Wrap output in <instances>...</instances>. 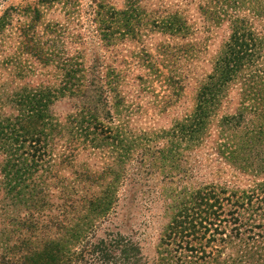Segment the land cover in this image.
Segmentation results:
<instances>
[{
    "label": "rangeland",
    "instance_id": "374dc122",
    "mask_svg": "<svg viewBox=\"0 0 264 264\" xmlns=\"http://www.w3.org/2000/svg\"><path fill=\"white\" fill-rule=\"evenodd\" d=\"M0 19V120L22 117L40 89L94 77L101 89L98 129L77 130L69 152L73 136L58 139L54 158L73 160L28 184L78 188L77 173H108L115 202L92 231L130 238L148 264H264V190L251 192L264 161L242 145L264 123V0H0ZM67 94L48 112L62 123L87 101ZM190 117H206L202 135L177 132ZM4 145L0 135L1 164Z\"/></svg>",
    "mask_w": 264,
    "mask_h": 264
},
{
    "label": "trees",
    "instance_id": "16d2710c",
    "mask_svg": "<svg viewBox=\"0 0 264 264\" xmlns=\"http://www.w3.org/2000/svg\"><path fill=\"white\" fill-rule=\"evenodd\" d=\"M176 22L179 23L176 25L179 28L184 26V23ZM5 26L6 23L0 19V34ZM238 43L235 44L236 47L242 48ZM245 48L246 46L243 49ZM240 53L234 62L239 60ZM70 78L68 74V79ZM97 83L98 79L94 77L89 88L83 85L72 90L40 89L38 94L23 105L25 113L22 117L0 120V135L5 139L3 150L7 151L6 161L0 163L4 190L2 201L11 203L9 206L0 203V264H148L139 244L130 238L120 234L98 237L92 231L95 220L107 218L115 202L116 181L108 183L105 178L108 173H77V179L82 185L78 188L60 182L61 177L56 186L51 183L49 177H45L47 184L44 186H40L35 180L28 184L32 172L38 171L40 167L50 166L49 171H45L42 177L46 173L51 176L59 164L73 160L66 152L76 148L79 142L74 137L77 130L88 132L91 126L98 129V101L101 89ZM43 92L48 93V98L40 97ZM55 94L60 97H55ZM66 94L72 98L80 95L87 101L81 108L75 106L79 114L66 117L62 123L59 117H52L48 112L55 101ZM83 111L92 113L89 116L91 119L84 117ZM205 118L190 117L188 123L177 125V132L184 135L195 129L192 134L200 136L206 127ZM242 118L232 119L236 122V127L241 124L236 120ZM224 120L226 118L220 122ZM107 130L102 129L104 134L113 131ZM245 133L242 145L247 147L248 152H257L256 157L262 155L264 161V123ZM66 134L73 136L67 145L62 146L66 152L64 151L61 159L57 156L54 158L53 145L58 139L63 140ZM27 142L33 143L34 146L30 158L24 155ZM47 161L49 162L45 165ZM261 174L264 175V168ZM54 176L58 178V175ZM117 176L119 178V174ZM118 178L116 180H119ZM87 181L90 182L89 187L99 191L88 190ZM53 190H56L58 195ZM257 190H264V176L263 181L251 192ZM53 197L57 202L52 201Z\"/></svg>",
    "mask_w": 264,
    "mask_h": 264
}]
</instances>
